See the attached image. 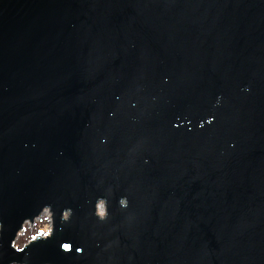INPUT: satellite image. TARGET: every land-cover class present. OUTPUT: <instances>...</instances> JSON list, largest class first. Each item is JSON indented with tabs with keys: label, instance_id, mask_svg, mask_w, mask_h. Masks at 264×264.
Wrapping results in <instances>:
<instances>
[{
	"label": "water",
	"instance_id": "water-1",
	"mask_svg": "<svg viewBox=\"0 0 264 264\" xmlns=\"http://www.w3.org/2000/svg\"><path fill=\"white\" fill-rule=\"evenodd\" d=\"M0 229V264H264V0H0Z\"/></svg>",
	"mask_w": 264,
	"mask_h": 264
},
{
	"label": "rangeland",
	"instance_id": "rangeland-1",
	"mask_svg": "<svg viewBox=\"0 0 264 264\" xmlns=\"http://www.w3.org/2000/svg\"><path fill=\"white\" fill-rule=\"evenodd\" d=\"M52 229V215L50 212L45 211L39 218L33 223L26 222L23 230L19 233L17 239L14 242V247L17 250H22L31 241H34L37 237H45L50 233ZM1 230V229H0Z\"/></svg>",
	"mask_w": 264,
	"mask_h": 264
},
{
	"label": "bare ground",
	"instance_id": "bare-ground-1",
	"mask_svg": "<svg viewBox=\"0 0 264 264\" xmlns=\"http://www.w3.org/2000/svg\"><path fill=\"white\" fill-rule=\"evenodd\" d=\"M105 209H106V206H104V204H100V205L98 206V214H99V216H101V217L104 216V214H105ZM46 211L50 212L49 210H46Z\"/></svg>",
	"mask_w": 264,
	"mask_h": 264
}]
</instances>
